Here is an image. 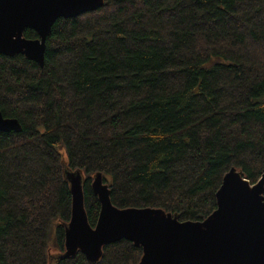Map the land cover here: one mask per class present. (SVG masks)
I'll return each instance as SVG.
<instances>
[{
    "label": "trees",
    "instance_id": "1",
    "mask_svg": "<svg viewBox=\"0 0 264 264\" xmlns=\"http://www.w3.org/2000/svg\"><path fill=\"white\" fill-rule=\"evenodd\" d=\"M45 44L43 67L0 54V112L21 126L0 132V264H91L50 262L71 216L65 168L84 174L91 227L97 172L119 209L199 222L230 169L264 172V0H104ZM141 255L120 240L95 264Z\"/></svg>",
    "mask_w": 264,
    "mask_h": 264
},
{
    "label": "water",
    "instance_id": "2",
    "mask_svg": "<svg viewBox=\"0 0 264 264\" xmlns=\"http://www.w3.org/2000/svg\"><path fill=\"white\" fill-rule=\"evenodd\" d=\"M104 0H0V54L22 55L43 67L46 38L53 23L102 8ZM35 39L23 36L27 30ZM16 119L0 112V132H19ZM71 195V216L64 225V251L51 259L81 253L97 263L103 247L126 240L141 248L138 264H264V172L254 184L234 168L216 192V209L203 221H180L156 208L119 209L111 203L102 174H93L90 188L100 209L94 227L84 208V174L63 170Z\"/></svg>",
    "mask_w": 264,
    "mask_h": 264
},
{
    "label": "rangeland",
    "instance_id": "3",
    "mask_svg": "<svg viewBox=\"0 0 264 264\" xmlns=\"http://www.w3.org/2000/svg\"><path fill=\"white\" fill-rule=\"evenodd\" d=\"M53 253H54V251H53Z\"/></svg>",
    "mask_w": 264,
    "mask_h": 264
}]
</instances>
